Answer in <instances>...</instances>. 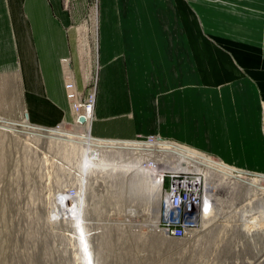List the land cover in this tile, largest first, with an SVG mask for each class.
<instances>
[{
  "label": "crops",
  "instance_id": "crops-1",
  "mask_svg": "<svg viewBox=\"0 0 264 264\" xmlns=\"http://www.w3.org/2000/svg\"><path fill=\"white\" fill-rule=\"evenodd\" d=\"M0 11L12 24L0 68L17 56L30 120L71 122L64 0H0ZM98 32L95 140L156 135L264 173V0H100Z\"/></svg>",
  "mask_w": 264,
  "mask_h": 264
},
{
  "label": "rangeland",
  "instance_id": "rangeland-1",
  "mask_svg": "<svg viewBox=\"0 0 264 264\" xmlns=\"http://www.w3.org/2000/svg\"><path fill=\"white\" fill-rule=\"evenodd\" d=\"M64 8L72 54L67 64L60 58L63 81L69 69L78 89L87 91L98 77L100 0H64ZM2 12L6 51L2 31L12 24ZM15 59L0 68V264H264V173L227 164L233 175L257 181L249 187L207 170L217 191L213 217L185 240L165 238L154 229L159 191L150 189L138 163L135 171L122 166L136 161L133 154L104 148L106 165L93 167L82 128L65 120L62 130L34 124ZM78 182L85 191L81 221L55 216L59 192Z\"/></svg>",
  "mask_w": 264,
  "mask_h": 264
},
{
  "label": "built area",
  "instance_id": "built-area-1",
  "mask_svg": "<svg viewBox=\"0 0 264 264\" xmlns=\"http://www.w3.org/2000/svg\"><path fill=\"white\" fill-rule=\"evenodd\" d=\"M62 62L67 64V58H63ZM63 88L73 116L69 124H90L94 113L95 83L83 93L76 86L70 70L66 69L64 71ZM80 117H83L84 120L80 121ZM62 124L65 123L43 129H59ZM89 135H91L90 130ZM112 140H132L146 145H152L157 141L169 142L174 147H177L178 150L186 146L177 141L156 135ZM131 157V159H136L140 171L149 173L154 177L158 187L160 201L158 221L154 226L156 233L168 239L185 240L196 233L205 220L213 217L217 205L216 197L206 188L205 178L201 172L194 169L183 170L179 167L175 168L173 161L163 162L153 156L133 154ZM78 193L79 182L77 186L61 190L57 197L60 205L63 208L64 205L69 203L70 206H74L75 199L79 197ZM76 215L77 213L74 214L75 217Z\"/></svg>",
  "mask_w": 264,
  "mask_h": 264
},
{
  "label": "bare ground",
  "instance_id": "bare-ground-1",
  "mask_svg": "<svg viewBox=\"0 0 264 264\" xmlns=\"http://www.w3.org/2000/svg\"><path fill=\"white\" fill-rule=\"evenodd\" d=\"M63 58L66 59V57H63ZM65 125L66 124H62L59 129H52V130H62V128H64ZM75 126L83 129L84 139L81 142L84 145L83 148H85L88 151V155H89L86 159L87 160L86 162H88L89 165H91L93 167H103L104 168V165H106L105 164L106 162H102L100 151H101V149L106 148V149H114L116 151H123V152L125 151V152H128L130 154H136V155L142 154V155H145L148 157L153 156V157H156L157 160H162L163 162L164 161H169V162L173 161V165L175 168L179 167V168H182L183 170H187V169L197 170L204 175L205 186L214 195L217 192L216 187H214L213 186L214 184L212 185L209 182V180L207 179V177H206L207 170L211 171L212 173L217 172V173H220L221 175L223 174V175L228 176V177H233V178L239 179L240 181L246 183L249 187L257 185V183H256L257 181L255 179H247L241 175H233L232 173H230V172H232L230 170L231 167L228 166L227 164H225L224 162H220V161L212 158L211 155L209 156V154L202 153V152H200L194 148H191L189 146L181 147V149L178 150V148L174 147L171 143L161 142V141H157L156 143H154L152 145H146L142 142H136V141H132V140L131 141L130 140H121V141H117V140H95L91 135H89V124L88 123L83 124V125L75 124ZM6 130H8V131L12 130L13 131L15 129L12 127H6ZM42 136H43V134H42ZM122 166H125L126 167L125 169L131 168V170L135 171V170H137V161L134 162L132 160V162H128L127 164L122 165ZM108 168H110V167H108ZM92 169H94V168H92ZM201 169H203V170H201ZM115 170L117 171V169H115ZM235 171L238 172V169H235ZM113 172H114V170H113ZM143 173L147 177L146 181H147V184L150 187V189L151 190H157L158 187L155 183L154 177L149 173H146V172H143ZM79 184H81L82 187L80 186V188H79V193H78L79 197L77 199H75V205L70 206V203H69V204L64 205V208L60 204L55 205L53 208V211H52V213L55 216L61 215L63 217L69 218L70 214L74 215L77 213L76 221H78V222L81 221L80 220V218L82 217L81 205H83V197H84L82 191H84L83 190L84 188H83L82 182H80ZM84 187H85V185H84ZM207 222H210V221H207ZM79 228H80V226H79ZM81 228H82V226H81ZM81 233L83 234V232H81Z\"/></svg>",
  "mask_w": 264,
  "mask_h": 264
},
{
  "label": "water",
  "instance_id": "water-1",
  "mask_svg": "<svg viewBox=\"0 0 264 264\" xmlns=\"http://www.w3.org/2000/svg\"><path fill=\"white\" fill-rule=\"evenodd\" d=\"M84 120V118L83 117H80V121H83Z\"/></svg>",
  "mask_w": 264,
  "mask_h": 264
}]
</instances>
